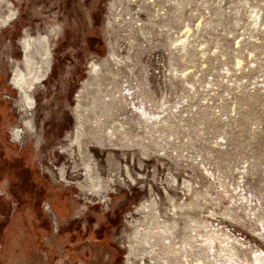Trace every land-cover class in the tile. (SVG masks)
<instances>
[{"label": "rangeland", "instance_id": "374dc122", "mask_svg": "<svg viewBox=\"0 0 264 264\" xmlns=\"http://www.w3.org/2000/svg\"><path fill=\"white\" fill-rule=\"evenodd\" d=\"M8 13L0 264H264V0H0ZM24 36L51 56L31 129L11 84ZM76 93L109 189L87 187L85 151L69 156Z\"/></svg>", "mask_w": 264, "mask_h": 264}, {"label": "bare ground", "instance_id": "6f19581e", "mask_svg": "<svg viewBox=\"0 0 264 264\" xmlns=\"http://www.w3.org/2000/svg\"><path fill=\"white\" fill-rule=\"evenodd\" d=\"M10 15L11 14L8 13L5 17H1L0 18V24H3L5 22H7L10 19ZM21 41H22L23 57L21 58L20 63H16L13 66V68H12L11 84L17 89L18 94H19L20 104H21V107H22V109H21L22 113H21L20 117H21V120L23 122V125L27 126L28 128L31 129L33 127V121H32V115H31L30 111H31L32 107L34 106V97L32 95V90L34 89L36 84L41 82V80H43L46 77V75H47V73H48V71H49V69L51 67L50 66V57L51 56H50L48 39L45 36H38V37H35V36H24ZM89 64H90V66H89L90 67V72L95 73V75L97 76L98 75L97 72H99L98 69H101V68L98 66V64L96 62L95 63L91 62ZM90 72H88V73H90ZM99 78H97V79H99ZM89 82H91V80ZM92 82H93V80H92ZM99 82H96V83H98V85H99ZM101 83H102V81H101ZM88 84H90V83H88ZM82 88H81V90H82ZM88 88H90V86ZM93 89H94V87H93ZM79 91H80V89H79ZM79 96H81V95H79L78 93L75 94V99L77 100L76 101L77 103H76L75 108H74V113H75V117H76V126L74 127V130H73L74 131L73 137H72V134H71V137H70V135L68 136V142H69V145H70L69 146V148H70L69 149V156H72L73 160H75V157H77L78 154H81L83 151H85L86 155H85L84 158H80V159H82V162L80 164L82 166V169L84 170V174H85V177L87 179V187L90 188V189H103V190L107 189V188L109 189V173L107 175L105 183L102 184L104 182V180L102 182V178L99 175L94 174L95 173L94 170H93L94 169L93 168L94 164H93V166H91L92 165L91 164L92 155H89L90 153L81 144V138H82V135L84 133L83 132L84 130L81 129L80 127H78V124L79 123H81V124L83 123L81 118L84 116V113H82V111L80 110L81 109V107H80L81 103L79 104V102H78ZM102 96H103V94H102ZM104 99H105V97H104ZM104 99L102 98V100H104ZM102 104H103V102H102ZM106 108H107V106H106ZM98 111H101V110H98ZM90 112H91V115L89 116V118H91L90 124L93 126V129L98 134L102 133V135L105 137V141L109 142V125L104 127L103 119L101 118L102 115H93L94 113L91 110H90ZM101 112H104V111L102 110ZM105 112H106V109H105ZM107 114H105V115H107ZM21 131H23V129L18 127V126L12 127L11 131H10L11 135H12V138L14 140L18 139L19 136H20ZM90 141L95 143L99 147H104V146L107 145V143L103 142L102 139H100V138H97L95 140H90ZM73 145H75V151L72 150L73 149L72 148ZM106 160L109 163V153L107 155ZM149 206H150V203L149 204L142 203L140 205L141 208H148ZM49 208L50 207H48V210H49ZM131 250H132V245H130V251ZM128 264H130V263H128Z\"/></svg>", "mask_w": 264, "mask_h": 264}, {"label": "flooded vegetation", "instance_id": "af4514ba", "mask_svg": "<svg viewBox=\"0 0 264 264\" xmlns=\"http://www.w3.org/2000/svg\"><path fill=\"white\" fill-rule=\"evenodd\" d=\"M46 208H48V206Z\"/></svg>", "mask_w": 264, "mask_h": 264}]
</instances>
